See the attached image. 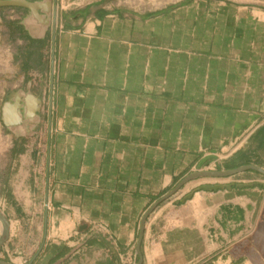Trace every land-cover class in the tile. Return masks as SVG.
Listing matches in <instances>:
<instances>
[{
    "label": "crops",
    "instance_id": "0c3cea01",
    "mask_svg": "<svg viewBox=\"0 0 264 264\" xmlns=\"http://www.w3.org/2000/svg\"><path fill=\"white\" fill-rule=\"evenodd\" d=\"M28 1L0 264H264V0Z\"/></svg>",
    "mask_w": 264,
    "mask_h": 264
},
{
    "label": "rangeland",
    "instance_id": "374dc122",
    "mask_svg": "<svg viewBox=\"0 0 264 264\" xmlns=\"http://www.w3.org/2000/svg\"><path fill=\"white\" fill-rule=\"evenodd\" d=\"M148 4V3H157L161 0H126L127 3L131 4H140V2ZM4 22L0 23V31L4 29ZM0 37L2 41L0 43V91L9 87L12 83H17L21 80L22 77V64H20L17 60H13L12 54L15 52L14 47L7 44V34L4 32L0 33ZM13 52V53H12ZM1 97V96H0ZM2 106V102L0 101V107ZM8 133L5 129V126L0 123V160L2 161V165H0V172L3 168L6 161V156L8 152V143H7ZM2 183V178L0 174V184Z\"/></svg>",
    "mask_w": 264,
    "mask_h": 264
},
{
    "label": "water",
    "instance_id": "95a60500",
    "mask_svg": "<svg viewBox=\"0 0 264 264\" xmlns=\"http://www.w3.org/2000/svg\"><path fill=\"white\" fill-rule=\"evenodd\" d=\"M2 6H23V7H28L29 9H31V11L34 13L36 12V3H32L29 2L28 0H0V7ZM19 99V95H17L15 98H13V102H7L5 103L4 107H3V122L4 124L11 130L15 129V125H14V119L11 117V112L12 110H14L15 108V103L18 102ZM245 168L242 169H236V170H231V171H225V172H216V173H205V174H215V175H221V176H227L230 174H234L238 171L244 170ZM201 173L198 174H192L189 177H187L186 179H184L182 181V183H180L179 187L184 184L186 181H188L189 179L200 175ZM204 174V173H203ZM174 189L173 191H171L169 194H167L164 198L160 199L159 201H157L154 205H152L149 209V211L144 215L143 220H142V225H141V235H140V239H139V247H140V243L143 239L144 236V231H145V224H146V220L147 217L149 215V213L156 208V206L162 202L163 200L169 198L173 193H175L178 188ZM222 185H205L203 186L204 189L207 190H217L222 188ZM230 187V186H229ZM0 221L2 222L3 225V235L0 239V247L2 246V244L8 239V235H9V221L6 217V215L4 214L1 206H0Z\"/></svg>",
    "mask_w": 264,
    "mask_h": 264
}]
</instances>
